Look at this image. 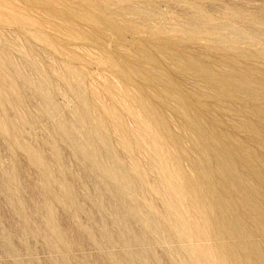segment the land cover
<instances>
[{"label": "rangeland", "instance_id": "rangeland-1", "mask_svg": "<svg viewBox=\"0 0 264 264\" xmlns=\"http://www.w3.org/2000/svg\"><path fill=\"white\" fill-rule=\"evenodd\" d=\"M263 35L264 0H0V264H264Z\"/></svg>", "mask_w": 264, "mask_h": 264}, {"label": "bare ground", "instance_id": "bare-ground-1", "mask_svg": "<svg viewBox=\"0 0 264 264\" xmlns=\"http://www.w3.org/2000/svg\"><path fill=\"white\" fill-rule=\"evenodd\" d=\"M94 28H95V27H94ZM94 28H93V29H94ZM94 30H95V29H94ZM97 30H99V28H98ZM101 30H102V29H101ZM101 30H100V31H101ZM95 31H96V30H95ZM102 31H103V30H102ZM92 33H93V32H92ZM98 33H99V32H98ZM120 34H121V33H120ZM93 35H94V34H93ZM118 35H119V34H118ZM86 36H87V35H86ZM119 36H120V35H119ZM263 36H264V35H263ZM93 37H94V36H93ZM99 37H100V36H99ZM253 37H254V36H253ZM84 38H85V37H84ZM88 38H89V37H88ZM95 39H96V36H95ZM99 39L102 40L101 38H99ZM87 40H88V39H87ZM146 40H147V39H146ZM148 40H150V39H148ZM93 42H94V41H93ZM97 42H98V41H97ZM141 42H142V41H141ZM143 42H144V41H143ZM143 42H142V43H143ZM87 43H88V42H87ZM101 43H102V42H101ZM161 43H162V41H161ZM163 43H164V42H163ZM168 43H169V42H168ZM143 44H144V43H143ZM145 44H146V43H145ZM145 44H144V45H145ZM158 44H159V43H158ZM172 44H173V43H172ZM175 44H176V43H175ZM166 45H167V44H166ZM142 47H143V46H142ZM145 47H146V46H145ZM116 48H117V47H116ZM116 48H115V49H116ZM148 48H149V47H148ZM207 48H208V47H207ZM220 48H221V47H220ZM149 49H150V48H149ZM153 49H154V48H153ZM222 49H223V48H222ZM222 49H221V50H222ZM119 50H121V49H119ZM218 50H220V49H218ZM115 51H116V50H115ZM139 51H140V49H139ZM141 51L143 52V50H141ZM117 52L119 53V51H117ZM122 52H123V51H122ZM125 52H126V51H125ZM152 52H153V51H152ZM206 52H207V51H206ZM214 52H216V51L214 50ZM214 52H213V54H214ZM220 52H221V51H220ZM222 52H223V51H222ZM224 52H225V51H224ZM224 52H223V53H224ZM115 53H116V52H115ZM118 53H117V54H118ZM126 53H127V52H126ZM144 53L147 54V52H144ZM136 54H137V53H136ZM136 54H135V55H136ZM142 54H143V53H142ZM149 54L151 55V53H149ZM149 54H148V55H149ZM153 54H155V51H154ZM159 54H160V53H159ZM185 54H186V53H185ZM128 55H129V54H128ZM214 55H215V54H214ZM255 55H256V54H255ZM116 56H117V55H116ZM122 56L124 57L123 54H122ZM122 56L120 55V57H122ZM132 56H133V55H131V57H132ZM195 56H196V55H195ZM212 56H213V55H212ZM241 56H242V55H241ZM257 56H258V55H257ZM126 57H127V56H126ZM126 57H124V58H126ZM131 57H130V58H131ZM133 57H134V56H133ZM133 57H132V58H133ZM155 57H156V55H155ZM127 58H128V57H127ZM158 58H159V57H158ZM162 58H163V57H161V59H162ZM175 58H176V57H175ZM217 58H218V57H217ZM217 58H214V59H217ZM237 58H238V57H237ZM247 58H248V57H247ZM255 58H256V57H255ZM134 59H135V58H134ZM138 59H139V58H138ZM138 59H136V61H137ZM183 59H185V58H183ZM250 59H251V58H250ZM262 59H263V57H262ZM155 60H156V59H155ZM263 60H264V59H263ZM263 60H261V61H263ZM132 61H133V60H132ZM141 61H142V60H141ZM143 61H144V60H143ZM143 61H142V62H143ZM160 61H161V60H160ZM167 61H168V60H167ZM201 61H202V59H201ZM221 61H223V60H221ZM248 61H249V60H248ZM250 61H251V60H250ZM259 61H260V59H259ZM124 62H125V61H124ZM124 62H123V63H124ZM146 62H147V61H146ZM163 62H164V61H163ZM204 62H205V61H204ZM204 62H203V63H204ZM255 62H256V61H255ZM118 63H120V61H118ZM123 63H122V64H123ZM129 63H130V62H129ZM140 63H141V62H140ZM147 63H148V62H147ZM147 63H146V64H147ZM151 63L154 65L153 62H151ZM158 63H159V61H158ZM165 63H167V62H165ZM205 63H206V62H205ZM207 63H208V62H207ZM258 63H262V62H258ZM114 64H115V63H114ZM135 64H136V63H135ZM143 64H144V63H143ZM161 64H162V62H161ZM163 64H164V63H163ZM169 64H170V63H169ZM144 65H145V64H144ZM148 65H150V63H149ZM220 65H221V64H219V66H220ZM240 65H241V64H240ZM249 65H251V64H249ZM257 65H258V64H257ZM257 65H256V66H257ZM261 65H262V64H261ZM112 66H113V65H111V67H112ZM117 66H118V65H117ZM133 66H134V65H133ZM139 66H140V65H139ZM156 66H157V64H156ZM159 66H160V65H159ZM169 66H170V65H169ZM212 66H213V65H212ZM230 66H231V65H230ZM256 66H255V68H256ZM118 67H119V66H118ZM126 67H128V66H126ZM130 67H131V66H130ZM144 67H145V66H144ZM154 67H155V65H154ZM157 67H158V66H157ZM163 67H164V66H163ZM214 67H216V66H214ZM234 67H235V66H234ZM260 67L262 68V66H260ZM112 68H113V67H112ZM119 68H120V67H119ZM159 68H160V67H159ZM165 68H167V67L165 66ZM121 69L124 70V68H122V67H121ZM133 69H134V68H133ZM145 69H146V68H145ZM151 69H152V68H151ZM168 69L170 70V68H168ZM168 69H167V70H168ZM235 69H236V68H235ZM259 69H260V68H259ZM262 69H263V71H264V68H262ZM119 70H120V69H119ZM129 70H130V68H129ZM237 70H238V68H237ZM115 71H116V70H115ZM135 71H136V70H135ZM146 71H147V70H146ZM170 71H171V70H170ZM170 71H169V72H170ZM209 71H210V69H209ZM215 71H216V70H215ZM260 71H261V70H260ZM263 71H262V72H263ZM119 72H120V71H119ZM124 72H126V71H124ZM139 72H140V71H139ZM147 72H148V71H147ZM235 72H236V71H235ZM128 73H129V72H128ZM137 73H138V72H137ZM116 74H117V73H116ZM139 74H140V73H139ZM175 74H177V73H175ZM188 74H190V73H188ZM220 74H221V73H220ZM232 74H233V73H232ZM235 74H236V73H235ZM245 74H246V73H245ZM247 74H248V73H247ZM123 75H124V74H123ZM130 75L132 76V73H131ZM170 75H171V74H170ZM179 75H181V74H179ZM230 75H231V74H230ZM233 75H234V74H233ZM253 75H254V74H253ZM262 75H263V74H262ZM135 76H136V75H135ZM212 76H214V75H212ZM222 76H223V75H222ZM236 76H237V75H236ZM257 76H258V75H257ZM0 77H1V76H0ZM119 77H120V76H119ZM126 77H127V76H126ZM172 77H173V76H172ZM229 77H230V76H229ZM237 77H239V76H237ZM259 77H260V75H259ZM123 78H124V77H123ZM181 78H182V76H181ZM185 78H187V77H185ZM252 78H253V77H252ZM257 78H258V77H257ZM260 78H261V77H260ZM1 79H2V77H1ZM130 79H131V78H130ZM130 79H129V80H130ZM172 79H173V78H172ZM119 80H120V79H119ZM123 80H125V79H123ZM123 80H122V81H123ZM184 80H185V79H184V77H183L182 81L184 82ZM216 80H217V79H216ZM262 80H263V79H262ZM4 81H5V79H4ZM152 81H153V80H152ZM174 81H175V79H174ZM220 81H221V80H220ZM232 81H233V80H232ZM5 82H6V81H5ZM138 82H139V80H138ZM186 82H187V81H186ZM200 82H201V81H200ZM223 82H224V80L222 81V83H223ZM263 82H264V81H263ZM38 83H39V82H38ZM133 83H134V82H133ZM140 83H143V81L140 82ZM213 83H214V82H213ZM213 83H212V85H213ZM147 84H148V83H147ZM151 84H152V83H151ZM159 84H160V83H159ZM176 84H177V83H176ZM229 84H230V83H229ZM233 84H234V83H233ZM233 84H232V85H233ZM35 85H36V84H35ZM40 85H41V84H40ZM222 85L224 86L225 84H222ZM222 85H221V86H222ZM201 86H202V85H201ZM201 86H200L199 88H201ZM217 86H218V85H217ZM221 86H220V87H221ZM235 86H236V85H234V87H235ZM239 86H241V85H239ZM138 87H139V86H138ZM155 87H156V86H155ZM169 87H170V86H169ZM169 87H168V88H169ZM172 87H173V86H172ZM181 87H182V86H181ZM213 87H215V85H214ZM224 87H225V86H224ZM149 88H150V87H149ZM176 88H177V87H176ZM182 88H183V87H182ZM185 88H186V87H185ZM204 88H205V87H204ZM241 88H242V86H241ZM246 88H247V87H246ZM139 89H140V88H139ZM180 89H181V88H180ZM202 89H203V88H202ZM208 89H209V88H208ZM216 89H218V88H216ZM221 89H222V88H221ZM226 89H227V88H226ZM236 89H237V88H236ZM258 89H259V88H258ZM148 90H149V89H148ZM205 90H206V89H205ZM250 90H252V89H250ZM261 90H262V89H261ZM145 91H146V90H145ZM170 91L173 92L172 89H171ZM181 91H182V90H181ZM211 91H212V90H211ZM211 91H210V92H211ZM222 91H223V90H222ZM222 91H221V92H222ZM231 91H232V90H231ZM252 91H253V90H252ZM254 91H255V90H254ZM262 91H263V90H262ZM140 92H141V91H140ZM182 92H183V91H182ZM256 92H257V91H256ZM213 93H214V92H213ZM229 93H230V91H229ZM257 93H258V92H257ZM144 94H145V93H144ZM146 94H147V93H146ZM172 94H175V93H172ZM177 94H178V93H177ZM185 94L187 95V93H185ZM231 94H232V93H231ZM248 94H250V93H248ZM175 95H176V94H175ZM218 95H219V94H218ZM218 95H217V96H218ZM243 95H244V94H243ZM148 96H149V94H148ZM187 96H189V95H187ZM250 96H251V95H250ZM250 96H249V97H250ZM253 96H254V95H253ZM3 97H4V96H3ZM182 97H183V96H182ZM219 97H220V96H219ZM222 97H223V96H222ZM226 97H227V96H226ZM236 97H237V96H236ZM255 97H256V96H255ZM261 97H263V96H261ZM150 98H152V97L150 96ZM193 98L195 99V97H191V101H193V100H192ZM232 98H233V97H232ZM239 98H240V97H239ZM244 98H245V97H244ZM247 98H248V97H247ZM132 99H133V98H132ZM184 99H186V98H183V100H184ZM215 99H217V98H215ZM218 99H219V98H218ZM218 99H217V100H218ZM220 99H221V98H220ZM234 99H236V98H234ZM253 99L255 100V98H253ZM151 100H152V99H151ZM187 100H188V99H187ZM225 100H226V99H225ZM225 100H224V101H225ZM239 100H240V99H239ZM243 100H244V99H243ZM259 100H260V99H259ZM262 100H263V99H262ZM129 101H130V100H129ZM148 101H149V100H148ZM155 101H156V100H155ZM172 101H173V100H172ZM210 101H211V100H210ZM213 101H214V100H213ZM229 101H230V99H229ZM234 101H236V100H234ZM234 101H233V102H234ZM240 101H241V100H240ZM156 102H157V101H156ZM156 102H155V103H156ZM169 102H170V100H169ZM197 102H198V101H197ZM219 102H223V101H220V100H219ZM219 102H218V103H219ZM233 102H232V103H233ZM244 102H245V101H244ZM244 102H242V103H244ZM249 102H250V101H249ZM160 103H161V102H160ZM193 103H194V102H193ZM207 103H208V101H207ZM236 103H237V101H236ZM246 103H247V102H246ZM158 104H159V103H158ZM187 104H188V103H187ZM190 104H191V103H190ZM220 104H221V103H220ZM252 104H254V103H252ZM160 105H161V104H160ZM163 105H164V104H163ZM191 105H192V104H191ZM210 105H211V104H210ZM238 105H240V104H238ZM243 105H244V104H243ZM248 105H249V104H248ZM254 105H255V104H254ZM143 106H144V105H143ZM150 106H151V105H150ZM169 106H170V104H169ZM188 106H189V105H188ZM197 106H201V107L203 106V107H204L205 105H204L203 103H201V102H198ZM223 106H224V105H223ZM246 106H247V105L245 104V107H246ZM250 106H251V105H250ZM260 106H262V105H260ZM152 107H154V106H152ZM165 107H166V106H165ZM170 107H171V106H170ZM214 107H215V106H214ZM219 107H220V106H219ZM235 107L237 108V105H236ZM245 107H244V108H245ZM263 107H264V106H263ZM156 108H157V107H156ZM184 108H185V107H184ZM186 108H187V107H186ZM192 108H193V107H192ZM199 108H200V107H199ZM215 108H216V107H215ZM224 108H225V107H224ZM172 109L175 110V113H181L185 118L187 117L186 114H185V113H186V110H183V106H182V105H180V104L177 105V104H176ZM172 109H171V110H172ZM190 109H191V108H190ZM200 109H202V108H200ZM213 109H214V108H213ZM238 109H239V107H238ZM242 109H243V108H242ZM192 110H195V109H192ZM231 110H232V109H231ZM240 110H241V109H240ZM240 110H239V111H240ZM243 110H244V109H243ZM262 110H264V109L262 108ZM262 110H260V111H262ZM169 111H170V110H169ZM184 111H185V112H184ZM215 111H216V110H214V112H215ZM222 111H224V110L222 109ZM232 111H233V110H232ZM235 111H236V110H235ZM245 111H246V110H245ZM251 111H252V110H251ZM251 111H250V112H251ZM256 111H257V109H256ZM191 112H192V111H191ZM204 112H205V111H204ZM206 112H207V111H206ZM206 112H205V113H206ZM236 112H238V111H236ZM240 112H242V111H240ZM240 112H238L237 114H239ZM167 113H168V112H167ZM188 113H189V112H188ZM199 113H200V112H199ZM212 113H213V112H212ZM216 113H218V112H216ZM232 113H233V112H232ZM248 113H249V112H248ZM173 114H174V113H173ZM189 114H190V113H189ZM210 114H211V113H210ZM235 114H236V113H235ZM251 114H252V113H251ZM176 115H177V114H176ZM176 115H175V116H176ZM187 115H188V114H187ZM212 115H213V114H212ZM222 115L224 116L223 113H222ZM230 115H231V114H230ZM243 115H244V113H243ZM248 115H250V114H248ZM171 116H172V115H171ZM207 116H208V115H207ZM234 116H235V115H234ZM252 116H253V115H252ZM157 117H158V116H157ZM169 117H170V116H169ZM176 117H177V116H176ZM215 117H216V116H215ZM258 117H259V116H258ZM83 118H84V117H83ZM145 118H146V117H145ZM150 118H151V117H150ZM155 118H156V117H155ZM158 118L160 119V123H159V125H163V127H165V129H168L169 126H170V125H169V121H168L169 118H167V116L165 117L162 113L159 114V117H158ZM171 118H172V117H171ZM179 118H180V117H179ZM202 118H203V117H202ZM224 118H226V117H224ZM224 118H223V119H224ZM242 118H243V117H242ZM260 118H261V117H260ZM84 119H85V118H84ZM141 119H142V118H141ZM172 119H174V118H172ZM213 119H214V118H213ZM227 119H228V118H227ZM235 119H236V118H235ZM147 120H148V118H147ZM151 120H152V119H151ZM186 120H188V121H186L187 123H191V122H192V121H190L191 119L186 118ZM228 120H229V119H228ZM140 121H141V120H140ZM140 121H139V122H140ZM152 121H153V120H152ZM175 121H176V120H175ZM177 121H179V120L177 119ZM260 121H261V120H260ZM139 122H138V123H139ZM158 122H159V121L156 120L155 123L157 124ZM170 122H171V121H170ZM180 122H181V121H180ZM180 122H179V123H180ZM184 122H185V121H184ZM184 122H183V123H184ZM186 122H185V123H186ZM194 122H195V121H194ZM206 122H207V120H206ZM208 122H209V121H208ZM217 122H219V121H217ZM224 122H225V121H224ZM231 122H232V121H231ZM231 122H230V124H231ZM238 122H239V121H238ZM261 122H262V121H261ZM261 122H260V123H261ZM141 123H143V122H141ZM172 123H173V122H172ZM183 123H181V125H182ZM192 123H193V122H192ZM213 123H214V121H213ZM215 123H216V122H215ZM240 123H242V122H240ZM135 124H136V123H135ZM143 124H144V123H143ZM220 124H221V123H220ZM222 124H223V123H222ZM233 124H234V123H233ZM242 124H243V123H242ZM255 124H256V122H255ZM141 125H142V124H141ZM157 125H158V124H157ZM209 125H210V122H209ZM257 125H259V124H257ZM189 126H190V125H189ZM212 126H213V125H212ZM204 127H205V126H204ZM204 127H203V128H204ZM221 127H222V126H221ZM221 127H220V128H221ZM232 127H233V126H232ZM3 128H4V126H3ZM185 128H186V127H185ZM190 128H191V127H190ZM192 128H193V127H192ZM137 129H138V128H137ZM143 129H144V128H143ZM156 129H157V128H156ZM225 129H226V128H225ZM260 129H261V128H260ZM213 130H214V129H213ZM234 130H235V129H234ZM262 130H264V128H263ZM152 131H153V130H152ZM226 131H228V129H227ZM240 131H241V130H240ZM155 132H156V131H155ZM191 132H192V131H191ZM195 132H196V131H195ZM223 132H224V131H223ZM161 133H162V132H161ZM163 133H164V130H163ZM163 133H162V134H163ZM184 133H185V131H184ZM204 133H205V132H204ZM165 134H166V133H165ZM178 134H179V133H178ZM225 134H226V133H225ZM244 134H245V133H244ZM221 135H222V134H221ZM241 135H242V134H241ZM249 135H250V134H249ZM257 135H258V134H257ZM262 135H263V134H262ZM165 136H166V135H165ZM165 136H164V139H165ZM233 136H234V134H233ZM259 136H260V135H259ZM169 137H170V136H169ZM93 138H94V137H93ZM166 138H167V137H166ZM182 138H183V137H182ZM182 138H181V139L179 138V139L182 140ZM206 138H207V137H206ZM211 138H212V137H211ZM247 138H248V137H247ZM254 138H255V137H254ZM258 138H259V137H258ZM258 138H257V140H258ZM263 138H264V137H263ZM263 138H262V140H263ZM224 139H226V138H224ZM255 139H256V138H255ZM86 140L88 141V139H86ZM90 140H91V139H90ZM165 140H166V139H165ZM190 140H193V138H190ZM214 140H215V139H214ZM226 140H227V139H226ZM252 140H253V139H252ZM94 141H96V140H94ZM94 141H93V142H94ZM166 141H167V140H166ZM184 141H185V140H184ZM184 141H183V143H184ZM206 141H208V140H206ZM209 141H210V140H209ZM215 141H216V140H215ZM254 141H255V140H254ZM258 141H259V140H258ZM258 141H257V142H258ZM175 142H176V141H175ZM178 142H179V141H178ZM178 142H177V143H178ZM202 142H203V141H202ZM183 143H182V144H183ZM188 143H189V142H188ZM170 144H171V143H170ZM192 144H193V143H192ZM210 144H211V143H210ZM222 144H223V143H222ZM249 144H250V143H249ZM85 145H87V144H85ZM88 145H89V143H88ZM230 145H231V144H230ZM234 145H235V144H234ZM252 145H253V144H252ZM255 145H256V144H255ZM263 145H264V144H263ZM161 146H162V145H161ZM166 146H167V145H166ZM172 146H173V145H172ZM226 146H227V145H226ZM176 147H177V145H176ZM195 147H197V146L195 145ZM199 147H200V145H199ZM215 147H216V145L213 147V149H214ZM218 147H219V146H218ZM184 148H185V147H184ZM200 148H201V147H200ZM231 148H232V147H231ZM177 149H178V148H177ZM185 149L187 150V149H189V148H185ZM202 149H203V148H202ZM224 149H225V148L223 147V150H224ZM247 149H248V148H247ZM210 150H212V148H210V149L206 148L205 150L203 149L202 152H207V151L209 152ZM232 150H233V149H232ZM160 151H161V150H160ZM169 151H170V149H169ZM188 151H190V150H188ZM259 151H260V149H259ZM193 152H194V151H192V154H193ZM223 152H224V151H223ZM257 152H258V151H257ZM190 153H191V151H190ZM209 153H210V152H209ZM212 153H213V152H212ZM161 154H162V152H160V156H161ZM100 155H102V154H100ZM103 155H104V153H103ZM137 155H138V154H137ZM182 155H184V154H182ZM203 155H204V153H203ZM229 155H230V154H229ZM256 155H257V154H256ZM108 156H109V154H108ZM200 156H201V154H200ZM215 156H216V155H215ZM30 157H32V155H30ZM90 157H91V156H90ZM104 157H105V156H104ZM110 157H111V156H110ZM137 157L140 158L139 156H137ZM154 157H155V154H154ZM162 157H163V156H162ZM162 157H161V158H162ZM262 157H264V156H262ZM84 158H85V157H84ZM92 158H93V157H92ZM168 158H170V157H168ZM194 158H195V157H194ZM206 158H207V157H206ZM210 158H211V157H210ZM212 158H213V157H212ZM214 158L216 159V157H214ZM102 159H103V158H102ZM142 159H143V158H142ZM142 159H141V160H142ZM156 159H158V158H156ZM162 159H163V158H162ZM217 159H218V157H217ZM31 160H32V159H31ZM84 160H85V159H84ZM99 160H100V159H99ZM105 160H106V159H105ZM160 160H161V159H160ZM188 160H190V159H188ZM211 160H212V159H211ZM34 161H35V159H34ZM95 161H96V160H95ZM107 161H108V159H107ZM154 161H156V160H154ZM166 161H167V160H166ZM169 161H170V160H169ZM217 161H218V160H217ZM223 161H224V160H223ZM225 161H226V160H225ZM227 161H228V160H227ZM83 162H84V161H83ZM85 162H86V161H85ZM98 162H99V161H98ZM100 162H101V160H100ZM100 162H99V168H100ZM162 162H163V160H162ZM170 162H171V161H170ZM187 162H188V161H187ZM187 162H186V163H187ZM205 162H206V161H205ZM212 162H214V161H212ZM101 163H102V162H101ZM113 163H115V162H113ZM142 163H143V162H142ZM142 163H141V164H142ZM148 163H149V162H148ZM155 163H156V162H155ZM175 163H176V162H175ZM175 163H174V164H175ZM179 163H180V162H179ZM197 163H198V162H197ZM207 163H208V162H207ZM214 163H215V162H214ZM262 163H263V162H262ZM35 164H36V163H35ZM39 164H40V163H39ZM115 164H116V163H115ZM121 164H122V163H121ZM212 164H213V163H212ZM215 164H216V163H215ZM36 165H37V164H36ZM84 165H86V163H84ZM96 165H97V164H96ZM123 165H124V163H123ZM153 165H154V164H153ZM155 165H156V164H155ZM188 165H189V164H188ZM190 165H191V164H190ZM216 165H217V164H216ZM92 166H93V165H92ZM102 166H103V165H102ZM116 166H117V165H116ZM121 166H122V165H121ZM121 166H120V167H121ZM138 166H140V165H138ZM157 166H158V165H157ZM180 166H181V165H180ZM186 166H187V165H186ZM211 166H212V165H211ZM37 167H38V166H37ZM95 167H96V166H95ZM127 167H128V166H127ZM127 167H126V168H127ZM163 167H164V166H163ZM191 167H192V166H191ZM216 167H217V166H216ZM261 167H262V166H261ZM92 168H93V167H92ZM103 168H104V167H103ZM103 168H102V169H103ZM110 168H111V167H110ZM118 168H119V167H118ZM128 168H129V167H128ZM128 168H127V169H128ZM140 168H141V166H140ZM146 168H147V167H146ZM154 168H155V167H154ZM169 168H170V167H169ZM175 168H176V167H175ZM198 168H199V173H200V174H199V176L197 177V178H199V179H197V181H198L197 184L199 183L198 185H199L200 187H199V188H196V187L194 186V185H196V184H194V181H193L192 179H189V183H188V187H189V189L191 190V194H193L194 196H196L197 199H198L199 192L202 190V189H201V186H202L201 184H203V185H205V186L207 187V186L209 185V183L211 182V177H210V179H209V177H208V175H209L208 170H207L208 168H206V166L204 167L203 165L199 166ZM214 168H215V166H214ZM44 169H45V167H44ZM104 169H105V168H104ZM134 169H135V168H134ZM156 169H157V168H156ZM165 169H167V168H165ZM165 169H164V170H165ZM193 169H194V167H193ZM212 169H213V168H212ZM223 169H224V168H223ZM228 169H229V168H228ZM39 170H40V169H39ZM109 170H110V169H109ZM116 170H117V169H116ZM120 170H121V168H120ZM122 170H124V169H122ZM129 170H130V168H129ZM147 170H148V169H147ZM152 170H154V169L152 168ZM181 170H182V169H181ZM185 170H186V169H185ZM219 170H220V169H219ZM245 170H246V169H245ZM99 171H100V170H99ZM111 171H112V170H111ZM113 171H114V170H113ZM135 171H136V170H135ZM165 171H166V170H165ZM172 171H173V170H172ZM221 171H222V170H221ZM221 171H219V172H221ZM231 171H232V168H231ZM44 172H45V171H44ZM44 172H42L43 175H44ZM49 172H50V171H49ZM102 172H103V171H102ZM109 172H110V171H109ZM137 172H138V171H137ZM141 172H142V171H141ZM166 172H167V171H166ZM178 172H179V171H178ZM190 172H193V171H190ZM194 172H195V171H194ZM50 173H51V172H50ZM84 173H85V172H84ZM103 173H104V172H103ZM142 173H143V172H142ZM179 173H180V172H179ZM214 173H215V172H214ZM216 173H218V172H216ZM244 173H245V172H244ZM85 174H86V173H85ZM114 174H115V173H114ZM143 174H144V173H143ZM143 174H142V175H143ZM187 174H188V173H187ZM189 174H190V173H189ZM248 174H249V173H248ZM251 174H252V173H251ZM258 174H259V173H258ZM41 175H42V174H41ZM51 175H53V174L51 173ZM54 175H55V174H54ZM87 175H88V174H87ZM103 175H104V174H103ZM112 175H113V174H112ZM116 175H117V174H116ZM126 175H127V174H126ZM128 175H129V174H128ZM135 175H136V173H135ZM157 175H158V174H157ZM163 175H164V174H163ZM163 175H162V176H163ZM183 175H184V174H183ZM232 175H233V174H232ZM44 176H45V175H44ZM46 176H47V175H46ZM56 176H57V175H56ZM106 176H107V175H106ZM106 176H105V177H106ZM113 176H114V175H113ZM120 176H121V175H120ZM143 176H144V175H143ZM148 176H149V175H148ZM160 176H161V174H160ZM177 176H178V174H177ZM216 176H217V175H216ZM219 176H220V175H219ZM59 177H60V176H59ZM107 177H108V176H107ZM146 177H147V176H145V178H146ZM165 177H166V176H165ZM184 177H185V175H184ZM188 177H190V176H187V178H188ZM223 177H224V176H223ZM47 178H48V177H46V180H47ZM119 178H121V177H119ZM151 178H152V177H150V179H151ZM185 178H186V177H185ZM185 178H183V179H185ZM238 178H239V177H238ZM43 179H45V178L43 177ZM102 179H103V178H102ZM132 179H133V178H132ZM142 179L144 180V177H143ZM158 179H160V178H158ZM172 179H173V177H172ZM214 179H215V178H214ZM11 180H12V179H11ZM103 180H104V179H103ZM114 180H115V179H114ZM126 180H127V179H126ZM133 180H135V179H133ZM153 180H154V179H153ZM162 180H163V179H162ZM180 180H181V179H180ZM180 180H179V181H180ZM185 180H186V179H185ZM194 180H195V179H194ZM208 180H210V182H208ZM61 181H63V180H61ZM104 181H105V180H104ZM115 181H116V180H115ZM131 181H132V180H131ZM136 181H137V180H136ZM146 181H147V180H146ZM151 181H152V180H151ZM157 181H158V180H157ZM182 181H183V183H185L184 180H182ZM212 181H213V180H212ZM233 181H234V180H233ZM252 181H253V180H252ZM10 182H11V181H10ZM59 182H60V181H59ZM105 182H106V181H105ZM144 182H145V181H144ZM170 182H171V181H170ZM186 182H188V180H187ZM214 182H215V181H214ZM231 182H232V181H231ZM250 182H251V181H250ZM255 182H256V181H255ZM12 183H13V182H12ZM16 183H17V182H16ZM46 183L48 184L49 182H46ZM54 183H55V182H54ZM98 183H99V182H98ZM106 183H107V182H106ZM132 183H133V182H132ZM147 183H149V182L147 181ZM147 183H146V184H147ZM166 183H167V182H166ZM211 183H212V182H211ZM211 183H210V184H211ZM243 183H244V181H243ZM56 184H57V183H56ZM61 184H62V183H61ZM84 184H85V183H84ZM95 184H96V182H95ZM112 184H113V183H112ZM152 184H154V183H152ZM212 184H213V183H212ZM214 184H215V183H214ZM224 184H225V182H224ZM229 184H231V183H229ZM247 184H248V183H247ZM258 184H259V183H258ZM49 185H50V184H49ZM51 185H52V184H51ZM96 185H97V184H96ZM98 185L100 186V184H98ZM113 185H114V184H113ZM119 185H120V184H119ZM137 185H138V183H137ZM139 185H140V183H139ZM159 185H160V183H159ZM227 185H228V184H227ZM239 185H240V184H239ZM40 186H41V185H40ZM53 186H54V185H53ZM69 186H70V185H69ZM102 186H103V182H102ZM114 186H115V185H114ZM142 186H143V185H142ZM147 186H149V185H147ZM154 186H155V185H154ZM162 186H163V184H162ZM172 186H173V185H172ZM175 186H176V185H175ZM185 186H186V185H185ZM218 186H219V185H218ZM9 187H10V186H9ZM45 187H46V186H45ZM51 187H52V186H51ZM55 187H56V185H55ZM71 187H72V186H71ZM100 187H101V186H100ZM186 187H187V186H186ZM225 187H226V186H225ZM227 187H228V186H227ZM227 187H226V188H227ZM234 187H235V185H234ZM237 187H238V186H237ZM259 187H260V186H259ZM53 188H54V187H53ZM155 188H156V187H155ZM159 188L161 189V187H159ZM168 188H169V187H168ZM210 188H211V187H210ZM210 188H209L208 190H210V192H212V191H211L212 189H210ZM214 188H215V187H214ZM216 188H217V187H216ZM253 188H254V187H253ZM263 188H264V186H263ZM31 189H32V188H31ZM56 189H57V188H56ZM60 189H62V188H60ZM63 189H64V188H63ZM143 189H144V188H143ZM160 189H159V190H160ZM163 189H164V188H163ZM171 189H172V188H171ZM174 189H175V188H174ZM218 189H219V188H218ZM218 189H217V190H218ZM220 189H221V188H220ZM232 189H233V188H232ZM241 189H242V188H241ZM38 190H39V188H38ZM40 190H41V189H40ZM45 190H46V189H45ZM68 190H69V189H68ZM102 190H103V189H102ZM145 190H147V189H145ZM168 190H169V189H168ZM206 190H207V189H206ZM206 190H205V192H206ZM208 190H207V192H209ZM217 190H216V191H217ZM221 190H222V189H221ZM221 190H220V191H221ZM263 190H264V189H263ZM53 191H54V189H53ZM56 191H58V190H56ZM62 191H63V190H62ZM70 191H72V190L70 189ZM147 191H148V190H147ZM183 191H184V190H183ZM218 191H219V190H218ZM234 191H235V188H234ZM245 191H246V189H245ZM256 191H257V190H256ZM98 192H99V191H98ZM142 192H143V191H142ZM154 192H156V191H154ZM161 192H162V191H161ZM176 192H177V191H176ZM178 192H179V190H178ZM187 192H188V189H187ZM213 192H214V190H213ZM224 192H225V190H224ZM248 192H249V191H248ZM39 193H40V192H39ZM43 193H44V192H43ZM71 193H72V192H71ZM101 193H102V192H101ZM147 193H148V192H147ZM164 193H165V192H164ZM164 193H163V194H164ZM168 193H169V192H168ZM183 193H184V192H183ZM236 193H237V192H236ZM239 193H240V192H239ZM262 193H263V192H262ZM40 194H42V193H40ZM44 194H45V193H44ZM58 194L61 195V193H58ZM63 194H65V193H63ZM102 194H103V193H102ZM148 194H149V193H148ZM151 194H152V193H151ZM165 194H166V193H165ZM173 194H175V193H173ZM178 194H179V193H178ZM202 194H204V192H203ZM206 194H207V193H206ZM209 194H210V193H209ZM212 194H213V193H211L210 195H212ZM225 194H226V193H225ZM227 194H228V192H227ZM227 194H226V195H227ZM230 194H234V193H230ZM230 194H229V195H230ZM250 194H252V193H250ZM67 195H68V194H67ZM98 195H99V193H98ZM105 195H106V194H105ZM170 195L173 196L172 194H170ZM176 195H177V194H176ZM176 195H174V196L176 197ZM181 195H182V194H181ZM181 195H180V196H181ZM210 195H209V196H210ZM220 195H221V193H220ZM220 195L218 194V196H220ZM236 195H237V194H236ZM241 195H242V194H241ZM95 196H96V195H95ZM95 196H94V197H95ZM116 196H117V195H116ZM142 196H144V195L142 194ZM154 196H155V195H154ZM159 196H161V195L159 194ZM167 196H168V195H167ZM174 196H173V197H174ZM185 196H186V195H185ZM194 196H193V197H194ZM203 196H204V195H203ZM62 197H65V196L63 195ZM68 197H69V195H68ZM106 197H109V196H106ZM145 197H146V195H145ZM150 197H151V196H150ZM163 197H164V196H163ZM169 197H170V196H169ZM190 197H191V196H190ZM55 198H56V197H55ZM115 198H116V197H115ZM143 198H144V197H143ZM153 198H154V197H153ZM166 198H167V197H166ZM166 198H165L164 200H167V199H168V198H167V199H166ZM183 198H184V197H183ZM187 198H188V197H187ZM187 198H186V199H187ZM203 198H204V197H203ZM205 198H207V197H205ZM213 198H215V197H213ZM222 198L224 199V197H222ZM222 198H221V200H222ZM225 198H226V196H225ZM235 198H236V197H235ZM42 199H44V198H42ZM65 199H66V198H65ZM101 199H102V198H101ZM117 199H118V198H117ZM134 199H135V198H134ZM149 199H150V198H149ZM149 199H148V200H149ZM171 199H172V198H171ZM175 199H176V198H175ZM180 199H181V198H180ZM201 199H202V198H201ZM209 199H210V198H209ZM230 199H231V198H230ZM232 199H233V197H232ZM232 199H231V200H232ZM37 200H38V199H37ZM99 200H100V199H99ZM113 200H114V199H113ZM153 200H154V199H153ZM160 200H161V199H160ZM173 200H174V199H173ZM173 200L171 201L172 203L174 202ZM176 200H178V196H177V199H176ZM202 200H203V199H202ZM210 200H211V199H210ZM214 200H216V198H215ZM233 200H234V199H233ZM243 200H244V198H243ZM253 200H254V199H253ZM45 201H46V199H45ZM96 201H98V200H96ZM111 201H112V200H111ZM136 201H137V200H136ZM196 201H197V200H196ZM222 201H223V200H222ZM256 201H257V200H256ZM51 202H53V200H52ZM94 202H95V201H94ZM150 202H151V201H150ZM154 202H155V201H154ZM165 202H166V201H165ZM165 202H163V203L165 204ZM186 202H187V200H186ZM197 202H198V201H197ZM202 202H203V201H202ZM205 202H207V201H205ZM226 202H227V200H226ZM226 202H225V203H226ZM45 203H46V202H45ZM59 203H61V202L59 201ZM73 203H74V202H73ZM99 203H100V202H99ZM112 203H113V202H112ZM137 203H138V202H137ZM147 203H148V202H147ZM172 203H171V204H172ZM199 203H200V202H199ZM199 203H198V205H199ZM232 203H233V201H232ZM242 203H243V202H242ZM62 204L64 205V203H62ZM95 204H96V203H95ZM109 204H111L110 201H109ZM109 204H108V206H109ZM167 204H168V203H167ZM171 204H170V205H171ZM173 204H177V201H176V203H173ZM179 204H180V203H179ZM181 204H183V203H181ZM181 204H180V205H181ZM200 204H201V203H200ZM205 204H206V203H205ZM210 204H211V203H210ZM210 204H209V205H210ZM213 204H214V203H213ZM213 204H212L211 206H213ZM216 204H217V203H216ZM216 204H215V205H216ZM234 204H235V203H234ZM236 204H238V203L236 202ZM236 204H235V205H236ZM245 204H246V203H245ZM45 205H46V204H45ZM67 205L69 206V204H67ZM102 205H104V204H102ZM102 205H101V206H102ZM129 205H130V203H129ZM155 205H156V204H155ZM186 205H187V204H186ZM190 205H191V204H190ZM190 205H187V206L189 207ZM194 205H195V204H194ZM206 205L208 206V203H207ZM258 205H259V204H258ZM97 206H98V205H95L94 207H97ZM99 206H100V205H99ZM99 206H98V208H99ZM114 206H115V205H114ZM140 206H141V205H140ZM178 206H179V205H178ZM204 206H205V205H204ZM227 206H228V204H227ZM229 206L231 207V205H229ZM103 207H104V206H103ZM153 207H154V206H153ZM155 207H156V206H155ZM159 207H160V206H159ZM170 207H171V206H170ZM176 207H177V206H176ZM180 207H181V206H180ZM191 207H192V206H191ZM191 207H190V208H191ZM198 207H199V206H198ZM217 207H218V206H217ZM222 207H224V206H222ZM230 207H229V208H230ZM239 207H241V205H240ZM253 207H254V206H253ZM46 208H47V207H46ZM104 208H105V207H104ZM104 208H103V210H104ZM113 208H115V207H113ZM128 208H129V207H128ZM138 208H139V207H138ZM164 208H165V207H164ZM190 208L188 209L190 212H189V211H188V212H189L190 214H192V212H191L192 210H190ZM214 208H216V207H214ZM226 208H227V207H226ZM244 208H245V207H244ZM48 209H49V208H48ZM96 209H97V208H96ZM100 209L102 210L101 207H100ZM100 209H99V210H100ZM108 209H110V208H108ZM158 209H160V208H158ZM158 209H157V210H158ZM161 209H162V208H161ZM166 209H167V208H166ZM177 209H178V208H177ZM177 209H176V210H177ZM191 209H193V207H192ZM200 209H201V208H200ZM202 209H203V211H204L205 207L202 208ZM202 209H201V210H202ZM206 209L209 210V208H206ZM217 209H218V208H217ZM221 209H222V208H220V210L218 211V213H220V214H221L222 211L224 210V209H223V210H221ZM245 209H246V208H245ZM99 210L97 209V211H99ZM131 210H132V209H131ZM140 210H141V209H140ZM146 210H147V209H146ZM171 210H172V209H171ZM173 210H175V207L173 208ZM184 210H185V209H184ZM184 210L182 209V212H183ZM198 210H199V209H198ZM231 210H232V209H231ZM235 210H236V209H235ZM263 210H264V208H263ZM21 211H22V210H21ZM48 211H49V210H48ZM147 211H148V210H147ZM179 211H180V210H179ZM213 211H214V210H213ZM224 211H225V210H224ZM229 211H230V210H228V212H229ZM22 212H23V211H22ZM49 212H50V211H49ZM51 212H52V210H51ZM111 212H112V211H111ZM116 212H117V211H116ZM174 212H175V211H174ZM174 212H173V214H174ZM177 212H178V211H177ZM180 212H181V211H180ZM204 212L206 213L207 211H204ZM215 212H216V210H215ZM225 212H226V211H225ZM234 212H235V211H234ZM247 212H248V211H247ZM102 213H103V211H102ZM113 213H114V211H113ZM117 213H118V212H117ZM163 213H164V212H163ZM169 213H170V212H169ZM171 213H172V212H171ZM218 213H217V214H218ZM23 214H24V213H23ZM52 214H53V213H52ZM173 214H172V215H173ZM175 214H176V213H175ZM180 214H181V213H180ZM180 214H179V215H180ZM206 214H207V213H206ZM208 214H209V213H208ZM211 214L213 215V213H211ZM230 214H231V213H230ZM239 214H240V213H239ZM242 214H243V213H242ZM242 214H241V215H242ZM25 215H26V214H24V216H25ZM28 215H29V213H28ZM28 215H27V216H28ZM31 215H32V214H31ZM31 215H29V216H31ZM43 215H44V214H43ZM48 215H49V213H48ZM48 215H47V216H48ZM142 215H143V214H142ZM185 215H186V214H184L183 216H185ZM196 215H197V214H196ZM202 215H204V214L202 213ZM215 215H216V214H215ZM224 215H225V214H224ZM249 215H251V212H250ZM49 216H50V215H49ZM111 216H112V215H111ZM144 216H145V215H144ZM151 216H152V215H151ZM153 216H155V215H153ZM162 216H163V215H162ZM176 216H178V215H176ZM183 216H181V217H183ZM189 216H191V215H189ZM209 216H210V215H208V217H209ZM225 216H226V215H225ZM237 216H238V215H237ZM31 217H32V216H31ZM159 217H160V216H159ZM170 217H171V216H170ZM178 217H179V216H178ZM204 217H206V216H204ZM208 217H206V218H208ZM214 217L217 218L218 216L216 215V216H214ZM219 217H220V216H219ZM229 217H230V216H229ZM247 217H248V216H247ZM116 218H118V217H116ZM146 218H147V217H146ZM167 218H168V217H167ZM197 218H198V216H197ZM220 218H221V217H220ZM238 218H239V217H238ZM238 218L235 217V219H238ZM147 219H148V218H147ZM204 219H205V218H204ZM211 219H212V217H211ZM226 219H227V218H226ZM228 219H229V218H228ZM233 219H234V218H233ZM239 219H240V218H239ZM241 219H242V218H241ZM241 219H240V220H241ZM102 220H103V219H102ZM148 220H149V219H148ZM167 220H168V219H167ZM181 220H182V219H181ZM207 220H208V219H207ZM214 220H215V219H214ZM214 220H213V221H214ZM221 220H223V222H222V223H221V222H218L219 225H220V227H217V228H220V229H221V230H220L221 233H223V232H227V233H228V228H227V226H230L231 224H230V225L228 224V225L226 226L225 224H226L227 221L225 222V219L223 218V216H222V219H221ZM243 220H244V219H243ZM117 221H119V220H117ZM141 221H142V220H141ZM144 221H145V220H144ZM177 221H179V220H177ZM185 221H186V220H185ZM185 221H182V222H185ZM190 221H191V219H190ZM198 221H200V219H199ZM45 222L47 223V220H46ZM166 222H167V221H166ZM175 222H176V221H175ZM188 222H189V219H188ZM216 222H217V221H216ZM236 222H237V221H236ZM238 222H239V221H238ZM240 222H241V221H240ZM167 223H168V225H169V222H167ZM214 223H215V222H214ZM228 223H229V221H228ZM158 224H159V223H158ZM175 224H176V223H175ZM179 224H181V223H179ZM186 224H187V222H186ZM190 224H193V223L191 222ZM190 224H189V225H190ZM237 224H238V223H237ZM241 224H242V223H241ZM241 224H240V225H241ZM244 224H245V223H244ZM176 225H177V224H176ZM181 225H182V224H181ZM183 225H184V224H183ZM212 226H213V225H212ZM217 226H218V225H217ZM263 226H264V225H263ZM50 227H51V226H50ZM52 227H53V225H52ZM174 227H175V226H174ZM185 227H186V226H185ZM188 227H189V226H188ZM237 227H238V226H236V228H237ZM247 227H248V226H247ZM250 227H251V226H250ZM99 228H100V227H99ZM105 228H106V227H105ZM147 228H148V227H147ZM150 228H151V227H150ZM190 228H191V227H190ZM232 228H233V227H232ZM54 229H55V228H54ZM101 229H102V228H101ZM125 229H126V228H125ZM152 229H153V228H151V230H152ZM178 229H179V228H178ZM209 229H210V228H209ZM215 229H216V227H215ZM56 230H57V229H56ZM182 230H183V228H182ZM229 230H231V229L229 228ZM234 230H235V229H234ZM239 230H242V229H239ZM50 231H51V230H50ZM54 231H55V230H54ZM186 231H187V230H186ZM204 231H205V229H204ZM220 231H219V233H220ZM237 231H238V229H237ZM243 231H244V230H243ZM245 231H246V229H245ZM119 232H120V231H119ZM181 232H182V231H181ZM189 232H190V231H189ZM196 232H197V231H196ZM198 232H199V231H198ZM241 232H242V231H241ZM248 232H249V231H248ZM55 233H56V232H55ZM57 233H60V232L57 231ZM61 233H62V232H61ZM109 233H110V232H109ZM167 233H168V232H167ZM232 233H233V232H232ZM251 233H252V232H251ZM62 234H63V233H62ZM103 234H104V233H103ZM54 235H55V234H54ZM110 235H111L112 237H114V235H112V234H110ZM174 235H175V234H174ZM191 235H192V234H191ZM191 235H189V237H190V240L192 241V239H191ZM202 235H203V232H202ZM224 235H225V234H224ZM237 235H238V234H237ZM242 235H243V233H242ZM244 235H245V234H244ZM55 236H59V235H55ZM162 236H164V235H162ZM162 236H161V237H162ZM182 236H183V235H182ZM185 236H186V235H185ZM208 236H209V235H208ZM214 236H215V235H214ZM216 236H217V235H216ZM235 236H236V235H235ZM53 237H54V236H53ZM53 237H52V238H53ZM62 237H63V236H62ZM192 237H193V236H192ZM242 237H243V236H242ZM242 237H241V238H242ZM245 237H246V236H245ZM48 238H49V236H48ZM57 238H58V237H57ZM110 238H111V237H110ZM183 238H184V237H183ZM183 238H182V239H183ZM186 238H187V237H186ZM229 238H230V236H229ZM113 239H114V238H113ZM160 239H162V238H160ZM221 239H222V238H221ZM224 239H225V238H224ZM224 239H223V241H224ZM231 239H232V238H231ZM248 239H250V238H248ZM248 239H246V240H248ZM251 239H252V238H251ZM48 240H49V239H48ZM62 240H63V238H62ZM114 240H115V239H114ZM154 240H155V239H154ZM176 240H177V239H176ZM184 240H185V239H184ZM190 240H189V241H190ZM234 240H236V239H234ZM239 240H240V238H239ZM239 240H238V241H239ZM49 241H50V240H49ZM53 241H54V239H53ZM57 241H58V240H57ZM174 241H175V240H174ZM174 241H173V242H174ZM198 241H199V240H198ZM206 241H207V240H206ZM219 241H221V240H219ZM238 241H237V242H238ZM241 241H242V240H241ZM54 242H55V241H54ZM58 242H59V241H58ZM111 242H112V241H111ZM159 242H160V241H159ZM173 242H172V243H173ZM180 242H181V241H180ZM182 242H183V241H182ZM231 242H232V241H231ZM231 242H230V244H231ZM234 242H235V241H234ZM55 243H56V242H55ZM174 243H175V242H174ZM184 243H185V242H184ZM196 244H197V243H196ZM242 244H243V243H242ZM209 245H210V244H209ZM222 245H223V243H222ZM226 245H227V244H226ZM236 245H237V244H236ZM236 245L234 244V246H236ZM245 245H246V244H245ZM245 245H244V246H245ZM248 245H249V244H248ZM172 246H173V245H172ZM179 246H180V245H179ZM185 246H186V245H185ZM253 246H254V245H253ZM53 247H54V246H53ZM219 247H220V246H219ZM221 247H222V246H221ZM227 247H228V246H227ZM236 247H237V246H236ZM251 247H252V246H251ZM55 248H56V247H55ZM184 248H185V247H184ZM186 248H187V247H186ZM186 248H185V249H186ZM195 248H196V247H195ZM195 248H194V249H195ZM206 248H207V247H206ZM238 248H239V247H238ZM245 248H246V247H245ZM198 249H199V248H198ZM214 249H215V248H214ZM225 249H226V248L224 247V250H225ZM227 249H228V248H227ZM252 249H253V248H252ZM252 249H251V250H252ZM56 250H57V249H56ZM192 250H193V249H192ZM245 250H247V249H245ZM174 251H175V250H174ZM179 251H180V250H179ZM211 251H212V250H211ZM226 251H227V250H226ZM228 251H229V249H228ZM249 251H250V250H249ZM175 252H176V251H175ZM198 252H200V251H198ZM232 252H233V251H232ZM232 252H231V253H232ZM246 252H247V251H246ZM254 252H255V254H256V251H254ZM173 253H174V252H173ZM177 253H178V252H177ZM183 253H186V252L184 251ZM212 253H213V252H212ZM217 253H218V252H217ZM227 253H228V252H227ZM234 253H235V252H234ZM249 253H251V252H249ZM174 254H175V253H174ZM222 254H223V253H222ZM222 254H221V255H222ZM224 254H225V253H224ZM242 254H243V253H242ZM242 254H241V255H242ZM251 254H252V253H251ZM257 254H258V253H257ZM192 255H193V253H192ZM201 255H202V254H201ZM233 255H235V254H233ZM241 255H240V256H241ZM252 255H254V254H252ZM178 256H179V254H178ZM199 256H200V255H199ZM202 256H203V255H202ZM211 256H212V255H211ZM217 256H218V255H217ZM217 256H216V257H217ZM222 256H223V255H222ZM246 256H247V255H246ZM260 256H261V254H260ZM193 257H194V256H193ZM197 257H198V256H197ZM205 257H206V256H205ZM214 257H215V256H214ZM216 257H215V258H216ZM248 257H249V256H248ZM181 258H182V257H181ZM189 258H190V257H189ZM224 258H225V257H224ZM229 258H230V257H229ZM236 258H237V255H236ZM192 259H193V258H192ZM194 259H196V258L194 257ZM210 259H211V258H210ZM212 259H213V258H212ZM216 259H218V258H216ZM220 259H221V258H220ZM237 259H238V258H237ZM237 259H236V261H237ZM239 259H240V258H239ZM250 259H251V258H250ZM260 259H262V258H260ZM189 260H190V259H189ZM200 260H201V258H200ZM218 260H219V259H218ZM230 260H231V259H230ZM248 260H249V259H248ZM182 261H183V260H182ZM212 261H213V260H212ZM224 261H226V260L224 259L222 264H224ZM227 261H228V260H227ZM236 261H235V262H236ZM242 261H243V260H242ZM253 261H254V260H253ZM194 262H195V261H194ZM201 262H202V261H201ZM219 262H220V261H219ZM221 262H222V261H221ZM231 262H232V261H231ZM237 262H238V261H237ZM251 262H252V261H251ZM255 262H256V261H255ZM188 263H189V262H188ZM204 263H205V262H204ZM210 263H212V262H210ZM217 263H218V262H217ZM238 263H239V262H238ZM240 263H241V262H240ZM248 263H250V262H248ZM182 264H183V263H182ZM186 264H187V263H186ZM205 264H206V263H205ZM245 264H246V263H245Z\"/></svg>", "mask_w": 264, "mask_h": 264}]
</instances>
